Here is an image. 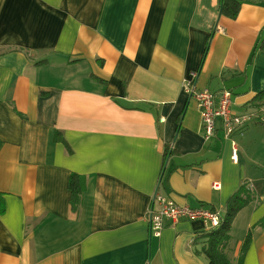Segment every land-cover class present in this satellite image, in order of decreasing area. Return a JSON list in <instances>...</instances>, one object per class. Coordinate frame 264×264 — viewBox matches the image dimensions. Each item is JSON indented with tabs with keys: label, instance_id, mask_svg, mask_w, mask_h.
<instances>
[{
	"label": "crops",
	"instance_id": "1",
	"mask_svg": "<svg viewBox=\"0 0 264 264\" xmlns=\"http://www.w3.org/2000/svg\"><path fill=\"white\" fill-rule=\"evenodd\" d=\"M238 1L230 20L220 0H0V264H208L206 222L150 235L157 187L221 215L249 191L227 251L249 235L242 264H264V122L205 141L183 90L264 119V0Z\"/></svg>",
	"mask_w": 264,
	"mask_h": 264
},
{
	"label": "built area",
	"instance_id": "2",
	"mask_svg": "<svg viewBox=\"0 0 264 264\" xmlns=\"http://www.w3.org/2000/svg\"><path fill=\"white\" fill-rule=\"evenodd\" d=\"M194 76V74H191L190 79L192 80ZM183 90L196 103L201 117V127L205 141L213 137L216 127L221 128L228 138L232 134L240 132L253 121L264 122V119L256 111H246L241 114L232 113L229 91H223L218 98H215L207 89H196L190 80L184 81ZM233 152L235 153V150ZM235 157L236 154L232 155L233 159ZM145 216L149 224L150 235L156 238L161 236L167 222L202 220L210 227H215L220 222L219 212L181 206L157 192L153 196L152 204L147 208Z\"/></svg>",
	"mask_w": 264,
	"mask_h": 264
},
{
	"label": "trees",
	"instance_id": "3",
	"mask_svg": "<svg viewBox=\"0 0 264 264\" xmlns=\"http://www.w3.org/2000/svg\"><path fill=\"white\" fill-rule=\"evenodd\" d=\"M220 2L221 15L227 19L235 20L240 13V2L238 0H220ZM257 47L264 52V38L258 42ZM252 102L254 106L262 105L264 103V91L258 93ZM220 130L224 133L222 129ZM67 188L69 190V205L72 211L75 212L79 208L81 195L84 190L83 178L75 174L70 175ZM240 193L243 194L242 197L238 193L228 200L224 213L220 214L219 224L215 227H210L205 233L200 234L196 238L195 244L200 243L201 246L196 253L204 255L208 264H242L243 256L250 242L249 235L245 237L240 247V255L236 260H232L227 251L230 243L229 235L232 222L237 213L251 201L249 191Z\"/></svg>",
	"mask_w": 264,
	"mask_h": 264
},
{
	"label": "water",
	"instance_id": "4",
	"mask_svg": "<svg viewBox=\"0 0 264 264\" xmlns=\"http://www.w3.org/2000/svg\"><path fill=\"white\" fill-rule=\"evenodd\" d=\"M220 14H221V6H220V10H219V16H220ZM157 190H158V187H157V189H156V191H155V194H156ZM155 194H154V195H155Z\"/></svg>",
	"mask_w": 264,
	"mask_h": 264
}]
</instances>
